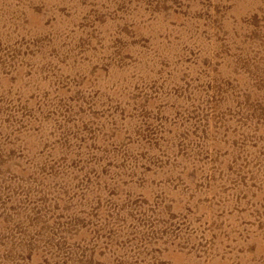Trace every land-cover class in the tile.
Listing matches in <instances>:
<instances>
[{"label": "rangeland", "instance_id": "rangeland-1", "mask_svg": "<svg viewBox=\"0 0 264 264\" xmlns=\"http://www.w3.org/2000/svg\"><path fill=\"white\" fill-rule=\"evenodd\" d=\"M0 264H264V0H0Z\"/></svg>", "mask_w": 264, "mask_h": 264}]
</instances>
